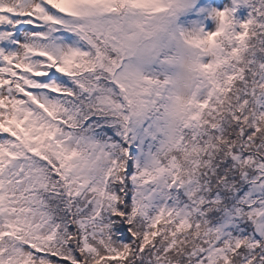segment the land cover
Here are the masks:
<instances>
[{
	"label": "snow or ice",
	"instance_id": "obj_1",
	"mask_svg": "<svg viewBox=\"0 0 264 264\" xmlns=\"http://www.w3.org/2000/svg\"><path fill=\"white\" fill-rule=\"evenodd\" d=\"M119 3L0 0V264H264V0H198L182 92Z\"/></svg>",
	"mask_w": 264,
	"mask_h": 264
},
{
	"label": "rangeland",
	"instance_id": "obj_2",
	"mask_svg": "<svg viewBox=\"0 0 264 264\" xmlns=\"http://www.w3.org/2000/svg\"><path fill=\"white\" fill-rule=\"evenodd\" d=\"M124 1L125 13L112 14L119 21V30L111 37L121 55L118 67L122 63L134 65L144 81H149L144 73L159 71L164 79L152 84L175 83L182 92L183 83L193 72L194 61L193 49L186 40L201 27L213 30L214 22L204 19L198 0H163L164 4L161 0Z\"/></svg>",
	"mask_w": 264,
	"mask_h": 264
},
{
	"label": "trees",
	"instance_id": "obj_3",
	"mask_svg": "<svg viewBox=\"0 0 264 264\" xmlns=\"http://www.w3.org/2000/svg\"><path fill=\"white\" fill-rule=\"evenodd\" d=\"M161 2L164 4L163 0H161ZM125 9H127L126 4L125 1L122 0V3L116 5V11L114 13H125ZM119 39H122V37ZM122 41L123 40H121V42ZM103 55L107 64H111L113 68L118 67V59L121 55L119 56V52H117L115 48H113L111 45H108L106 48H104ZM144 76L145 79H149L151 82H161L164 79L163 74H161L159 71H154L153 73H144Z\"/></svg>",
	"mask_w": 264,
	"mask_h": 264
}]
</instances>
